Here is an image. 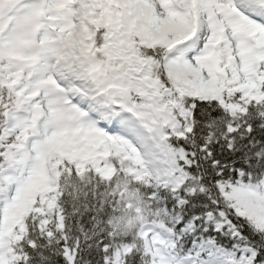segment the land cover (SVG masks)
<instances>
[{
	"label": "snow or ice",
	"instance_id": "6c2138e0",
	"mask_svg": "<svg viewBox=\"0 0 264 264\" xmlns=\"http://www.w3.org/2000/svg\"><path fill=\"white\" fill-rule=\"evenodd\" d=\"M0 264H264V0H0Z\"/></svg>",
	"mask_w": 264,
	"mask_h": 264
}]
</instances>
